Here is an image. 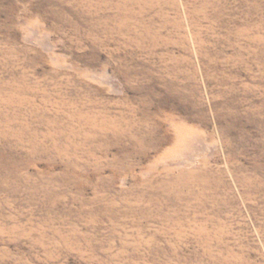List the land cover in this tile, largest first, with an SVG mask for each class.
<instances>
[{"label":"rangeland","instance_id":"obj_1","mask_svg":"<svg viewBox=\"0 0 264 264\" xmlns=\"http://www.w3.org/2000/svg\"><path fill=\"white\" fill-rule=\"evenodd\" d=\"M0 264H264V0H0Z\"/></svg>","mask_w":264,"mask_h":264}]
</instances>
